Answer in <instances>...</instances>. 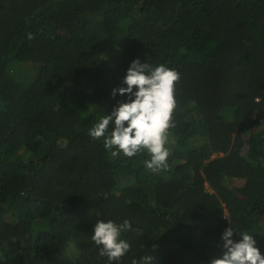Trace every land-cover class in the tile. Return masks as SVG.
<instances>
[{"label": "trees", "instance_id": "obj_1", "mask_svg": "<svg viewBox=\"0 0 264 264\" xmlns=\"http://www.w3.org/2000/svg\"><path fill=\"white\" fill-rule=\"evenodd\" d=\"M137 58L181 77L155 173L88 134ZM229 226L264 255V0H0V264H209Z\"/></svg>", "mask_w": 264, "mask_h": 264}, {"label": "clouds", "instance_id": "obj_2", "mask_svg": "<svg viewBox=\"0 0 264 264\" xmlns=\"http://www.w3.org/2000/svg\"><path fill=\"white\" fill-rule=\"evenodd\" d=\"M28 38H34L31 33ZM180 73L163 64L153 66L131 61L126 70L123 83L126 87L112 89L111 96L117 94L128 99L118 102L109 114L89 129L92 139L103 138V146L111 151L112 157L121 153L128 158L146 151L150 159L144 166L157 172L167 167L170 155L166 147L169 129L175 127L173 113L177 107L175 86ZM131 228L127 219L122 224L108 220H98L92 230L91 239L99 248V256L107 257L109 262H118L130 249V244L121 239V233ZM234 233L241 239L234 241ZM221 240L222 255L212 258L209 264H264V255L256 246L253 235L247 231L237 232L231 226L224 229ZM153 258L145 255L132 264H152Z\"/></svg>", "mask_w": 264, "mask_h": 264}]
</instances>
